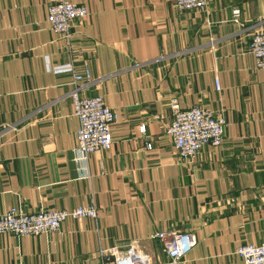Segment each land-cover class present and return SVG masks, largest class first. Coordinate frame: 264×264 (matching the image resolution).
<instances>
[{
  "label": "crops",
  "instance_id": "crops-1",
  "mask_svg": "<svg viewBox=\"0 0 264 264\" xmlns=\"http://www.w3.org/2000/svg\"><path fill=\"white\" fill-rule=\"evenodd\" d=\"M59 1L0 0V215L94 206L97 218L0 234V264H114L112 250L131 244L170 264L156 238L166 231L196 237L180 264H245L239 248L264 243V70L249 51L264 0H211L204 12L175 0H70L89 11L70 40L49 27ZM67 64L88 68L83 96L118 115L111 149L87 161L76 155L73 76L48 69ZM173 99L223 116L222 146L180 160L167 134Z\"/></svg>",
  "mask_w": 264,
  "mask_h": 264
},
{
  "label": "built area",
  "instance_id": "built-area-1",
  "mask_svg": "<svg viewBox=\"0 0 264 264\" xmlns=\"http://www.w3.org/2000/svg\"><path fill=\"white\" fill-rule=\"evenodd\" d=\"M211 0H175L179 11H206ZM89 15L85 6L76 5L70 0H60L49 7L48 23L50 29L58 36L70 40L72 23L82 20ZM234 20L239 21L240 10L233 11ZM258 69L264 70V27L260 26L249 46ZM56 74H71L73 90L71 97L74 103L75 115L79 120L77 133L78 147L76 155L79 160L87 161L88 157L100 150H110L113 146V125L118 121V115L110 109L102 97H86L83 93L92 81L88 68L82 74L75 71L73 64L48 68ZM216 89L220 84L216 81ZM173 122L167 129L172 138L178 157L184 162H192L201 150L207 146L220 147L223 144L227 121L223 116H217L213 111L193 107L182 110L177 99L171 100ZM142 131L145 128L142 127ZM149 149L151 145H148ZM69 218H97L94 206L80 207L74 211L40 210L35 213L25 212L21 208H12L0 215V234L12 233L18 237L53 234L61 229L62 224ZM164 246L170 259V264H180L184 257L196 246L194 234L166 231L156 235ZM114 264H153L149 255L141 252L136 244H131L125 252L113 249ZM245 264H264V243L261 245H244L237 251ZM105 252H102L104 257Z\"/></svg>",
  "mask_w": 264,
  "mask_h": 264
}]
</instances>
